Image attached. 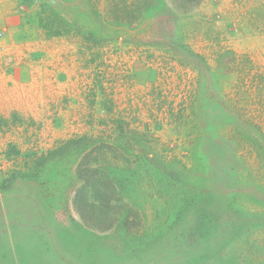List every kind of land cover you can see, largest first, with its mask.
<instances>
[{
	"label": "rangeland",
	"instance_id": "374dc122",
	"mask_svg": "<svg viewBox=\"0 0 264 264\" xmlns=\"http://www.w3.org/2000/svg\"><path fill=\"white\" fill-rule=\"evenodd\" d=\"M17 8L0 264H264V0Z\"/></svg>",
	"mask_w": 264,
	"mask_h": 264
},
{
	"label": "crops",
	"instance_id": "0c3cea01",
	"mask_svg": "<svg viewBox=\"0 0 264 264\" xmlns=\"http://www.w3.org/2000/svg\"><path fill=\"white\" fill-rule=\"evenodd\" d=\"M17 5L18 0H0V31L4 34L0 49H5L15 38H23V30L27 28Z\"/></svg>",
	"mask_w": 264,
	"mask_h": 264
},
{
	"label": "built area",
	"instance_id": "2783aa9c",
	"mask_svg": "<svg viewBox=\"0 0 264 264\" xmlns=\"http://www.w3.org/2000/svg\"><path fill=\"white\" fill-rule=\"evenodd\" d=\"M2 37H3V36H2V33L0 32V40L2 39Z\"/></svg>",
	"mask_w": 264,
	"mask_h": 264
}]
</instances>
